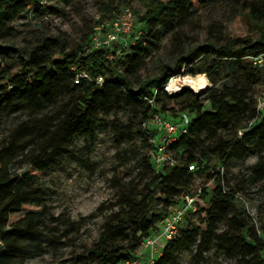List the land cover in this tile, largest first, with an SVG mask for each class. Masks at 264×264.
I'll return each instance as SVG.
<instances>
[{
	"label": "trees",
	"instance_id": "trees-1",
	"mask_svg": "<svg viewBox=\"0 0 264 264\" xmlns=\"http://www.w3.org/2000/svg\"><path fill=\"white\" fill-rule=\"evenodd\" d=\"M71 1L0 0V35L6 37L12 34L10 23L22 12L29 10L35 15L56 13L60 11L59 6L68 5ZM142 1L145 3L144 12L136 20V29H141L142 33L133 46L128 43L126 47L120 41L113 48L86 50L90 41L88 35L77 47L70 49L60 46L57 50L43 42L21 58L20 70L15 73L11 71L12 63L1 59L8 56V49L0 46V112L30 110L39 114L45 108L59 107L57 123L51 128L40 125L47 121V115L33 116L35 132L31 131L29 124L20 125L6 142H0V264H27L42 249L45 218L54 217L40 182L42 175L60 165L64 156L71 152V145L78 135L86 133L91 140L94 139L95 126L100 117L115 110L121 97L134 101L140 107L141 125L152 112L164 116L169 114L175 120L179 112L188 110L191 118L187 132L180 134L169 146L177 163L154 169L150 156L147 157L144 162L148 174L143 190L122 194L117 208L106 215L104 230L98 241L84 249L79 254L81 258L61 260L55 264H124L138 257L140 244L155 231L154 220L162 219L164 215L153 210L154 205L161 204L166 208L179 201L183 192L190 191L194 173L210 170L214 172L208 174V184L200 187L196 198L197 210L189 214L178 234L164 243L154 264H174L178 254L193 245H196V251L192 255V264H202L203 252L214 241L216 248L224 254L239 255V264H264L263 237L249 233V227L235 206V191H225L224 178L221 171L216 170L217 164L227 166L231 160L242 159L257 150L258 159L250 177L259 181L264 179V115L248 126L256 116L255 100H250L247 94L248 85L223 86L218 91L210 88L207 104L198 98L193 99L194 94L190 90L179 89L168 93L164 89L175 75L192 74L198 79L206 78L201 75L203 70L200 65L193 66L202 57L205 58L204 63L210 64L204 72L212 78L213 72H223L225 60L230 65V59L235 58L241 64L244 56L264 51V0H243L248 5L245 15L248 24L252 31L258 33L255 40L246 36L225 44L212 41L195 46L174 65H163L157 75L139 79L136 83L129 76L142 68L151 51L149 46L155 43L159 33L157 28L174 19L184 20L192 15V11L213 2ZM99 8L103 13L101 18H104L112 14L117 6L115 0H101ZM119 47L123 54L116 58ZM79 70H85L89 78H80L75 82ZM108 72H114L116 79H104L103 75ZM241 72L250 78L252 84L254 75L260 71L249 63V68L243 67ZM99 75L103 78L100 83L97 82ZM225 77L220 75L213 79L214 84ZM183 95L191 99L183 108L187 110L164 107L167 100ZM146 99H152L153 104ZM142 129L138 134H145L148 138L153 135L151 128L142 125ZM117 130L122 131V126H118ZM19 155L27 159V168L21 174L11 170L12 162ZM189 165L193 167L189 169ZM176 193L178 196L174 197ZM204 196H208L210 207L202 209L205 216L201 220L204 224L201 230V227L193 225L190 218L198 214V202ZM215 208L233 210L229 226L235 225V231L229 228L217 231L223 213L216 212ZM130 222L135 224L137 232L127 239L124 237ZM66 223L71 227L74 225L69 220Z\"/></svg>",
	"mask_w": 264,
	"mask_h": 264
},
{
	"label": "rangeland",
	"instance_id": "rangeland-1",
	"mask_svg": "<svg viewBox=\"0 0 264 264\" xmlns=\"http://www.w3.org/2000/svg\"><path fill=\"white\" fill-rule=\"evenodd\" d=\"M100 1L72 0L68 5L59 6V12L50 14L35 15L29 10L22 12L10 23L13 28L12 34L6 37L0 35V46L8 49V56L1 59L12 63V73L18 72L21 58L26 57L35 45L47 42L57 50L60 46L66 49L75 48L87 35L91 37L97 21L106 22L125 9L132 11L137 20L145 8L142 0H125V3L123 0H115L117 9L101 18L103 13L99 8ZM247 7L243 0H213L203 8L192 11V15L184 20L174 19L166 22L164 26L157 28L159 33L156 35L155 43L148 45L151 51L144 59L142 68L129 77L136 82L155 76L163 65L169 67L174 65L189 49L207 42L218 41L225 44L246 36L255 40L258 33L251 30L245 17ZM138 37L135 34L134 38L128 41L129 45L137 44ZM121 54L123 50L121 51L119 47L116 50V58ZM241 61L240 64L237 59L231 58V64L228 65L225 60L223 72H213L211 78L208 72H204L210 64L204 63L205 58L202 57L195 61L193 66H201L203 70L201 75L207 78L209 86L202 92H194L189 88L181 89L190 90L194 94L193 99L198 98L207 104L210 88L218 91L223 86L248 85V97L256 101L264 92V71L256 73L253 77L254 83L250 84V78L241 72V68H249V63L246 59ZM183 69L184 67L181 72ZM220 75L226 77L214 84L213 79ZM107 77L116 79L114 72L103 75L104 79ZM188 97L183 95L167 100L164 107L181 110L190 102L191 99ZM58 110L59 107L45 108L39 114L30 110L1 111L0 142H6L20 125L29 124L31 131L35 132L33 116L39 118L41 115H47L46 122L50 124L42 122L40 125L42 128H51L52 124L57 123ZM165 117L171 118L169 114H165ZM141 118L140 107L134 101L121 97L115 110L100 117L95 126L94 139L91 140L86 133L78 135L71 145V152L64 156L60 165L42 175L40 182L54 217L50 215L45 218L42 249L36 256L31 257L27 264H55L61 260H78L84 249L98 241L100 233L104 230L106 215L111 209L117 208L122 194L131 190H143L148 174L144 161L150 156L151 146L147 135L138 134L139 130H143ZM118 126H122V131L117 130ZM151 129L152 134L155 130ZM258 155V151L253 150L242 159L231 160L227 166L217 164L216 170L221 171L225 191H235V206L249 227V233L262 236L264 239V179L259 181L250 177V171ZM26 168L27 159L20 155L11 164L14 173L21 174ZM213 172L214 170L194 173L190 190L197 192L200 187L207 186V176ZM177 196L176 193L174 197ZM208 199V196H204L199 200V212L190 218L193 225L201 227V230L204 227L201 220L205 216L202 209L210 207ZM211 208L214 211L213 206ZM164 209L161 204H155L153 207V210L160 214H163ZM215 210L223 213L217 231L226 228L235 231V225L229 226L231 223L229 217L233 216V210L231 208ZM67 220L74 222V225L72 227L65 225ZM160 220H154L155 230L159 227ZM128 228L124 238L130 239L136 234L137 228L132 222L128 224ZM201 230L198 231L197 241ZM161 244L158 245L157 252L161 251L160 248L164 245L163 242ZM143 251L144 247L140 244L137 254L141 252L142 258L145 257ZM195 251L196 245L183 249L174 264H192V255ZM238 260L239 255H227L219 251L215 241L202 254V264H239Z\"/></svg>",
	"mask_w": 264,
	"mask_h": 264
},
{
	"label": "built area",
	"instance_id": "built-area-1",
	"mask_svg": "<svg viewBox=\"0 0 264 264\" xmlns=\"http://www.w3.org/2000/svg\"><path fill=\"white\" fill-rule=\"evenodd\" d=\"M45 1L41 0L42 3ZM135 19L133 12L125 9L118 12L108 21L98 23L91 34L87 49L113 48L120 41L123 42V45H127L135 34L140 36L142 33L141 29H136ZM244 59L256 70L264 71V51L246 55ZM173 77L175 76H172L164 86L165 91L168 93H172L169 91L168 85ZM80 78H89V75L85 70H79L76 73L75 82H78ZM102 80V76L99 75L97 82L100 83ZM146 100L149 104H153L152 99ZM255 111L256 116L249 122L248 126L264 115V92L255 101ZM190 118L191 115L186 111L179 112L176 120L165 117L158 112H152L143 122V127L154 128L155 130L149 138L152 146L150 161L154 169H160L165 166L170 167L177 163L169 146L180 134L187 132ZM188 167L191 169L193 166L189 165ZM199 193L200 188L197 192L195 190L183 192L179 197V201L169 204L164 209V215L157 230L151 232L141 243L144 247L143 254L145 257H140L141 251L138 257L129 259L124 264H154L156 257L160 255V251L157 252L158 245L174 238L180 226L186 221L187 216L197 210L196 198Z\"/></svg>",
	"mask_w": 264,
	"mask_h": 264
},
{
	"label": "bare ground",
	"instance_id": "bare-ground-1",
	"mask_svg": "<svg viewBox=\"0 0 264 264\" xmlns=\"http://www.w3.org/2000/svg\"><path fill=\"white\" fill-rule=\"evenodd\" d=\"M209 86L207 78H195L191 75H177L172 78L168 85L171 92L177 91L181 88H189L194 92H202Z\"/></svg>",
	"mask_w": 264,
	"mask_h": 264
}]
</instances>
